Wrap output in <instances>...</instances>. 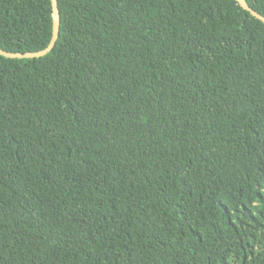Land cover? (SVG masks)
I'll return each instance as SVG.
<instances>
[{
	"label": "trees",
	"instance_id": "16d2710c",
	"mask_svg": "<svg viewBox=\"0 0 264 264\" xmlns=\"http://www.w3.org/2000/svg\"><path fill=\"white\" fill-rule=\"evenodd\" d=\"M56 1L0 55V264H264V23ZM52 12L0 0V48Z\"/></svg>",
	"mask_w": 264,
	"mask_h": 264
},
{
	"label": "water",
	"instance_id": "95a60500",
	"mask_svg": "<svg viewBox=\"0 0 264 264\" xmlns=\"http://www.w3.org/2000/svg\"><path fill=\"white\" fill-rule=\"evenodd\" d=\"M238 3L240 4L241 7H243L244 9L248 10L254 17L260 19L263 23H264V16H262L260 13L256 12L255 10H253L247 3L246 0H237ZM52 3V35H51V39L48 43V45L41 49V50H37V51H33V52H8L5 51L3 49L0 48V55L7 57V58H39L42 57L44 55H46L55 45L56 40L58 38L59 35V29H60V15H59V9L57 6V1L56 0H51Z\"/></svg>",
	"mask_w": 264,
	"mask_h": 264
}]
</instances>
